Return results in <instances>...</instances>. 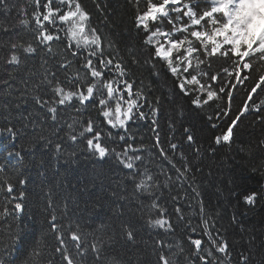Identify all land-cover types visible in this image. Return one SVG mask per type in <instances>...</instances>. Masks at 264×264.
Returning <instances> with one entry per match:
<instances>
[{"label":"trees","instance_id":"obj_1","mask_svg":"<svg viewBox=\"0 0 264 264\" xmlns=\"http://www.w3.org/2000/svg\"><path fill=\"white\" fill-rule=\"evenodd\" d=\"M145 1L148 3V0H79L89 13L90 26L102 37L105 57H114L118 52L127 62L131 76L126 79L135 81L133 92L142 89L147 101L155 102L157 97L160 98L159 104L155 105L158 108L155 117L145 103L141 111L145 112L146 118L127 122L126 130L108 124L109 118L115 120L114 101L109 104L113 108L111 116L104 118L101 114L99 99L106 98V89L104 95L94 89V97L83 104L74 99L65 105L55 103L59 97L52 88L57 80L65 91H80L86 95L87 85L81 89L79 81L69 84L64 77L66 71L74 70L72 76L79 74L81 79L89 77L88 83L92 78L83 68L87 50L72 57L61 43L62 39L40 42V32L44 30L54 37H66L64 31H58L64 27H51L49 22H43V28L36 25L33 13L39 11L42 20L47 12L44 4L48 0H39V8L33 0H8L15 7L8 13L0 10V81L7 82L0 83V164L5 165L4 171L0 172V211L5 206L9 210L14 208L17 201L13 197L18 195V190L26 193L23 210L0 220V253H4L6 264H49V261L67 264L66 260L62 262V254L56 253V248L65 246L57 245L56 233L50 228V193L58 222L63 225V234L70 229L78 230L80 240L76 242L81 243L80 250L85 246L88 248L89 259L69 256L74 264H109L113 257L121 264H164L161 255L170 264H242L245 255L252 259V264L264 261V145L260 144L264 140V123L257 119L255 111L250 110L237 121L239 126L234 128L229 142L221 139L220 144L216 143V137L227 132L228 125L239 115L245 101L252 104V100H248L252 87L259 83L264 88V81L260 80L264 75V59L258 54L243 58L239 55L209 56L208 45L201 48L198 41H194L191 44L197 51L193 67L183 76H173L166 61L154 57L155 44L145 43L148 36L159 29L161 35L157 34L153 39L163 43L165 38H189L193 29L205 31L212 25L207 21L199 26L191 25L181 16L185 10L182 5L188 0H178L174 5L165 6L169 16L157 13V21L150 19L145 31L136 23L137 15L147 10ZM152 2L162 3L163 0ZM52 4L67 9L59 4V0H53ZM177 7L181 8L179 21L173 11ZM207 7L209 5L200 4L201 9ZM24 18L30 21L28 26L20 24ZM109 41L114 47H108ZM12 43L25 47L31 44L36 52L28 54L17 49L19 65L9 64L6 61L12 54ZM150 55L155 68L152 63H145ZM175 55L172 53V59L180 64L183 72L185 65L175 61ZM133 57L138 63H132ZM65 59L72 63L61 71L59 65ZM198 60L203 61L200 72L206 75L197 73ZM93 63L99 69L98 60L94 58ZM245 63L249 64L248 69L244 68ZM45 69L51 70L47 73L48 79L52 80L51 86L41 83ZM52 73L56 74V79ZM191 75H198L200 84L217 92L219 99L214 98L200 107L193 105L196 95L204 100L206 92L200 93V85L195 84L187 86L189 95L180 92L179 80L191 78ZM212 75L217 76L216 81L211 80ZM221 87L225 88L224 93L219 92ZM261 88L252 93L257 103L264 99ZM228 91L232 92L231 98ZM22 94L23 101L20 99ZM34 95H40L49 106L58 108L57 121H52L47 109L35 103ZM18 103H23V107L17 108ZM125 107L122 104L121 118ZM225 109L228 110L227 117L223 116ZM217 113L221 115L217 116ZM88 116H91L94 131L111 133L110 138L101 134L102 146L121 153L128 144L138 149L135 154L140 155L142 161L137 162L136 169L125 168L114 155L100 158L93 154L87 147V139L92 138V134L79 136L90 120ZM9 127L19 136L13 138L6 131ZM185 128L191 130L193 141L187 140ZM70 134L77 135V141H72ZM122 135L124 140L119 139ZM40 136L45 139H38ZM57 143L61 145L59 151L55 147ZM171 144H176L177 148L172 150ZM15 152H20L23 159L16 157ZM132 154L130 150L129 155ZM185 165L189 169L186 172ZM145 168L155 178L154 184L150 182L149 191L136 188L139 173ZM177 169L185 175L180 176ZM5 180L17 184L18 190L8 193ZM19 180L25 183L19 185ZM251 192L259 195L250 205L244 196ZM153 201L158 208H150ZM155 219L167 223L164 227L153 226L149 221ZM129 230L134 234L132 240L127 237ZM197 239L201 241L199 250L192 243ZM94 243L101 248L100 257L95 252L93 255L91 246ZM221 244H227L225 253L218 251ZM5 248H10V253H5ZM34 249L37 257L31 256Z\"/></svg>","mask_w":264,"mask_h":264},{"label":"snow or ice","instance_id":"obj_2","mask_svg":"<svg viewBox=\"0 0 264 264\" xmlns=\"http://www.w3.org/2000/svg\"><path fill=\"white\" fill-rule=\"evenodd\" d=\"M33 2L39 8V0H33ZM177 0H173V3H176ZM53 0H48V3L44 4V8L47 9L46 14H43L42 20L40 19L41 13L39 11L33 13V17L36 20V25L38 28H43V22H49L53 26L56 24L57 14L60 12V8L57 7L53 9L52 7ZM203 3L205 5H209V0H188L187 3L182 5L183 9V16L186 17L191 25L199 26L202 25L203 21H207L212 25L210 30L200 31V30H193L191 31V37L196 38L201 44L203 45H210L211 51L208 53L209 56L214 55L216 53H220L221 55L227 57L229 53L239 55L240 57H249L250 54H258L260 59H264V28H261L258 32L254 33L252 36L249 37L248 43L244 42L242 36H248L249 28L248 25L252 21V17L250 15L245 14L244 8L247 4H261L264 5V0H210V5L206 9H201L200 4ZM59 4L61 6H67V11H64L63 14L58 15V20L66 25V28L59 29L58 31H64L66 38L68 39V54L72 57H76L78 53L81 51L87 50V56L84 57L85 63L83 64V68L90 72V77L92 78V82L88 83L89 77L85 76L81 79L79 74L74 76H67L66 80L69 84L73 81H80L81 84H86V95L80 91H65V89L61 86V83L57 80L55 87L52 88V92L56 94L59 98L55 101L58 105H65L66 102L73 100V98H77L81 104L85 101H89L90 98H93L96 93L104 95V90L106 89V98L99 99V105L102 108V116L104 118H109L113 112V108L109 107L110 102H115V120L109 118L108 124L112 125L113 128L120 127L126 130V124L129 121L134 119H145L146 114L141 109L147 104L149 111L153 117H155L156 113L158 112V108L155 105H158L160 102V98L157 97L155 102L147 101V98L144 95L142 89H137L133 92V85L135 83L134 80L126 79V77L131 76V71L127 66V62L124 61L123 57H119V53H116V56L107 58L105 57V50L102 46V37L97 32L95 27L90 26L89 20V13L82 7L79 0H59ZM169 4V0H163V3H153L152 0H148V7L147 10L143 13H139L136 17L137 27L140 28L141 26L144 28L145 31L148 30V21L156 20L157 13L162 14L163 16H169L168 11L166 10L165 6ZM15 7V4H10L8 0H0V10L3 12L8 13ZM99 8V5H97ZM21 11H23L21 9ZM173 11L177 13L176 20L179 21L181 19L180 12L181 8L177 7L174 8ZM30 21L27 18H24L20 21V24L24 26H28ZM184 31H187V26H184ZM152 32L150 36H148L147 40L145 41L146 44L152 45L156 44L154 56L160 58L163 61H166L167 69L173 76H183V73H188L189 69L193 67L192 64V54L197 51L196 47H193L191 41H189V46L187 48L186 54L183 56L178 55L176 57L177 61H186V66L183 68V72L180 71V64L174 63L172 59V52L175 50L179 53L181 46L188 40V37L185 36L182 40H170L169 43L171 47L167 50L164 49V46L159 44L157 40H154V37H157V33ZM170 35V34H169ZM41 43L51 42L54 39L59 41L62 38L59 35L55 37L51 34H46V30L40 32ZM239 40V45H237L236 41ZM249 44L251 47H249ZM48 47V51L51 52V48ZM222 46H229L228 50L221 52ZM12 54L10 55V59L6 61L9 64L19 65L20 57L17 54V49H22L24 53L32 54L36 52V48H34L31 44L28 46H24L22 44L12 43L10 45ZM108 47H114L112 43L108 42ZM75 49V50H72ZM119 57V58H117ZM98 60L99 69L93 63V59ZM46 63V62H45ZM72 61L65 59L64 63L59 65L60 70H64L66 67L71 66ZM132 63L136 64L138 61L135 57L132 58ZM145 63H152V56L150 55L149 58L145 61ZM203 61L197 62L195 65V69L199 75H206V73L200 72V64ZM245 69L249 68V64L245 63ZM152 67L155 68L156 65L152 63ZM114 70L116 73L117 79H107L105 80V75L111 73ZM50 69H45V76L42 84L51 86L52 80L48 79L47 73L50 72ZM227 72V69H224ZM159 72L156 73L159 76ZM231 73H229V76ZM237 78L239 79L240 73L237 71L236 73ZM53 79H56V74L52 73ZM212 81L217 80L216 75L211 76ZM260 80L264 81V75L260 76ZM0 83H7L6 81H0ZM200 85L198 91L200 93L206 92V99L201 100L200 95H196L195 99L192 100V104L200 107L202 104H207L209 101H212L214 98L219 99L218 93L208 88H205L204 85L200 84V80L198 79V75H191V78L188 79L184 77L183 79L179 80V90L184 95H189L188 85ZM115 85V87H114ZM39 87V85H37ZM235 87V85H233ZM257 88H261V85L257 83L256 86L252 87L251 92L248 94V100H252V104L249 105L248 101L246 100L244 103V107L240 109L239 115L235 117V119L231 120V124L228 125L227 132L223 134L222 137H216V143L220 144L221 139L224 142H229L233 137L234 128L238 127L237 121H240L241 116L247 113L250 110H253L257 113V119L264 123V115H261L264 112V99L260 100L257 103L252 96V93L257 92ZM94 89L96 93H94ZM264 91V88H261ZM220 93L225 92V88L221 87L219 89ZM228 97H232V92L228 91ZM127 97V99L125 98ZM20 99L23 101L24 96L21 95ZM32 99L35 101L36 104L40 105L41 108H46L47 113L51 114V120L57 121L58 118V108L54 106H49V102L46 100H42L40 95H34ZM143 101V103H142ZM126 105L123 110V118H121V107ZM17 108L23 107V103H18L16 105ZM31 115V114H30ZM220 113H217V116H220ZM223 116H228V110L225 109L223 111ZM211 119V117H209ZM153 124L156 123L155 119H153ZM35 126V125H34ZM215 127V125H213ZM99 125L96 126L99 129ZM69 128H72V125H69ZM6 131L15 138L18 133L14 131L12 127L6 129ZM185 133H188L187 140L189 142L193 141V135L191 134V130L188 128L184 129ZM86 133L92 134V138L87 139V147L93 150L94 155H98L100 158H105L109 155H114L118 158L119 162L124 165L125 168L129 170L136 169L137 162L142 161V157L140 155H136L135 153L138 149H133L131 144H128L127 147L124 148L123 152H116V150L109 149L108 147L102 146L101 144V131L95 130L92 120L90 119L87 122V126L79 133L80 137H84ZM105 138H110L111 133H105ZM69 138L72 141H77L78 137L75 134H70ZM38 139H45V137L40 136ZM120 140H124L125 136H120ZM49 143H51L49 141ZM157 143H159V137H157ZM261 145H264V140L260 141ZM56 150L59 151L61 145L57 143L55 145ZM170 148L175 150L177 148L176 144H171ZM132 151V155H129V151ZM243 150V149H242ZM164 150L161 149V153L163 154ZM12 155V153H9ZM16 157H21L20 152H15L14 154ZM167 158V157H166ZM181 158L184 159L183 154H181ZM264 163V161H262ZM5 169V165L0 164V172H3ZM187 165H185V172L188 171ZM177 172L180 176H184L185 172H180V169H177ZM137 173L134 171L133 176L135 177ZM140 179L139 182L136 184L137 189H141L143 191H149L152 184L155 183V178L152 174L149 173L148 169L145 168L142 173H139ZM7 183V191L8 193H12L14 189L18 190L17 184L12 183L10 180H5ZM19 185H23L25 183L24 180H19L17 182ZM26 193L22 190H18V195L13 197L14 200L17 202L13 209L9 210L7 206L0 211V220L5 219L9 216H14L17 212L22 211L24 207L23 199ZM257 192H251L250 194L244 196V200L247 204H254L258 197ZM48 204L49 207L52 208L51 214V225L50 228L53 232H55L56 239L59 241L61 246L65 245V241L63 239V225L58 222V216L56 215V205L52 199L51 193L48 197ZM150 208L155 209L158 208V204L156 201H153L150 205ZM163 212V209H160ZM150 224L157 227H164L167 221L163 219H155L150 220ZM170 228L171 225H168ZM195 231V229H193ZM133 232L129 230L127 232V237L129 240L133 239ZM72 239L74 241H79L80 237L74 232L72 234ZM211 239V237H210ZM193 244L196 245V248L199 250L201 246L200 240H193ZM216 241L213 240V244ZM76 248L78 249L77 255L84 257L88 254V248L85 246L81 251V243L76 244ZM92 251L99 254L101 248L98 244H93L91 246ZM227 248V244H221L218 247V251L220 253H225ZM56 252L62 254V260H66L67 264H74V260L69 257L68 251L66 247H58L56 248ZM5 253H10V248H5ZM211 256V252L208 253ZM32 257H37L38 253L34 249L31 253ZM160 259L164 262V264H170V261L166 259L163 255L160 256ZM201 260H204V257H200ZM0 264H6L4 253H0ZM49 264H52V261H49ZM109 264H121V261L117 258L113 257ZM242 264H252V259L245 255L242 256ZM259 264H264V261H260Z\"/></svg>","mask_w":264,"mask_h":264},{"label":"rangeland","instance_id":"obj_3","mask_svg":"<svg viewBox=\"0 0 264 264\" xmlns=\"http://www.w3.org/2000/svg\"><path fill=\"white\" fill-rule=\"evenodd\" d=\"M169 4H172L173 5L175 3H173V0H169ZM53 5L54 4H52V6ZM144 5H148V3L145 1V4ZM64 11H67V9H65V8L64 9H61L60 10V14H63ZM244 12H245V14L250 15L252 17V21L248 25V28H249L248 36H242V38L244 39V42L246 43L248 41V39H249V35L253 31H257L258 32L261 28H264V5H261V4H258V3H256V4H247V5H245ZM135 26H136V24H135ZM61 27H64L65 28L66 25L61 22ZM157 34H161V33L158 32ZM192 38H194V37H192ZM236 43H237V45H239V40H237ZM163 46H164V49L167 50L168 48L171 47V44L169 43V41H166V43ZM222 47H229V46H222ZM187 48H188V46H186L185 44H183L181 46V48H180L179 53H177L175 50H173V53H176L177 54L175 56V59L174 60L177 61L176 60V57L178 55H180V56L185 55L186 54V51H187ZM232 57H234V56L232 55ZM193 58H195V56H192L191 57L192 61H193ZM182 62L186 66V63L187 62L186 61H182ZM110 76H113V79H116V73L114 71H112L110 74H106L104 79L107 80V79L110 78ZM188 79H190V78H188ZM73 99L76 102L78 101V99L75 98V97ZM17 136H19V134Z\"/></svg>","mask_w":264,"mask_h":264},{"label":"bare ground","instance_id":"obj_4","mask_svg":"<svg viewBox=\"0 0 264 264\" xmlns=\"http://www.w3.org/2000/svg\"><path fill=\"white\" fill-rule=\"evenodd\" d=\"M29 4H32V3H30L29 2ZM61 43H63V45L68 49V43H69V41H68V39L66 38V37H64V38H62V40H61ZM69 50V49H68ZM72 50H74V49H72ZM65 75H64V77H67V76H72V74H74V70H70V71H66L65 73H64ZM80 82V81H79ZM80 87H81V89H84L85 88V86H84V84H82L81 85V83H80ZM88 118L89 119H91V116H88ZM102 135H104V133H101ZM62 231H63V229H62ZM66 231V230H65ZM64 232V231H63ZM76 233V234H78V230H74V229H70V230H68V233H66V234H63V239H64V241H65V247L67 248V251H68V255L70 256V257H74V258H77V259H79V257H81V256H78L77 255V251H78V249L76 248V244H77V242L76 241H74L73 239H72V234L73 233ZM55 233V232H54ZM57 235V234H56ZM56 235H55V237H54V239L56 240V243H57V245L59 246V241L56 239ZM58 255L60 254L59 252H56ZM61 255V254H60ZM93 255H95V253L93 252ZM97 256L98 257H100L99 256V254H97ZM82 258H84V259H89L90 258V254L88 253L86 256H84V257H82ZM61 260H62V257H61ZM62 262H63V260H62ZM63 264H64V262H63Z\"/></svg>","mask_w":264,"mask_h":264}]
</instances>
